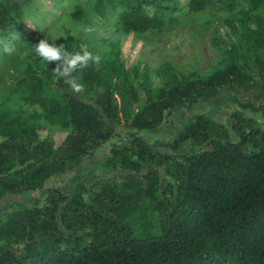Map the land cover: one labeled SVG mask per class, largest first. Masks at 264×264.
I'll list each match as a JSON object with an SVG mask.
<instances>
[{
	"label": "trees",
	"instance_id": "1",
	"mask_svg": "<svg viewBox=\"0 0 264 264\" xmlns=\"http://www.w3.org/2000/svg\"><path fill=\"white\" fill-rule=\"evenodd\" d=\"M37 1L0 0V201L32 197L1 214L0 264H264V0L223 20L213 65L188 72L127 69L121 40L212 0H52L73 23L111 31L91 50L100 65L77 73L81 93L32 53L40 38L21 37ZM200 104L213 108L178 118ZM168 124L171 139L151 143ZM106 145L89 174L46 188Z\"/></svg>",
	"mask_w": 264,
	"mask_h": 264
},
{
	"label": "rangeland",
	"instance_id": "2",
	"mask_svg": "<svg viewBox=\"0 0 264 264\" xmlns=\"http://www.w3.org/2000/svg\"><path fill=\"white\" fill-rule=\"evenodd\" d=\"M212 1L214 5H212L211 9L205 13L192 16L185 15L169 30H163L159 34H146L140 38H136L133 34L122 38L120 51L125 68L140 66V69H142L144 66H148L155 70L165 61L176 66L181 72L204 71L211 67L217 57L211 42L213 32L218 33L225 39L228 29L223 24V20L227 17L235 16L239 10L245 7V0ZM227 5L234 8L232 12L225 10ZM36 8L40 10V13L33 14V16L28 15L22 22L20 30L22 38L35 34L36 37L41 39L44 35L54 36L59 34L61 37L52 41L57 45L66 44L77 50L79 45L83 43L92 50L94 48L102 49L100 38L109 37L111 34V31L105 28L97 29L96 31L92 29L90 33L83 32L82 29L90 28L88 23H73L67 15L62 14L59 7H55V3L52 0H39ZM38 21H41L40 28L35 24ZM212 108L208 104H200L191 109L181 111L178 118L183 121L197 114L210 113ZM215 114L218 115V111ZM176 123H178V120L174 118L171 125ZM171 125L168 124L163 129H160L156 135H152L150 138L151 143L155 142V140L168 141L171 139ZM50 132L57 141L63 138L62 134L57 133L54 128H50ZM108 148V145L101 148L76 171L50 180L46 188H65L71 184L74 178H83L89 174L92 166L101 162ZM31 200L32 197L30 196L27 198L23 196H8L1 200L0 218L2 212L7 211L9 206L16 203L28 204Z\"/></svg>",
	"mask_w": 264,
	"mask_h": 264
},
{
	"label": "clouds",
	"instance_id": "3",
	"mask_svg": "<svg viewBox=\"0 0 264 264\" xmlns=\"http://www.w3.org/2000/svg\"><path fill=\"white\" fill-rule=\"evenodd\" d=\"M85 33H90L91 28L82 29ZM61 37L56 35H44L35 45H28L31 47L32 53L40 58L42 62L47 65L54 63L55 68L52 72L56 79H62L73 93L83 92L85 85L77 73L89 66H99L102 60L101 55L91 51L85 44L81 43L77 50H68L65 45L55 44V38ZM17 40V36L15 37ZM15 45L7 47L6 51L9 55L16 52Z\"/></svg>",
	"mask_w": 264,
	"mask_h": 264
}]
</instances>
